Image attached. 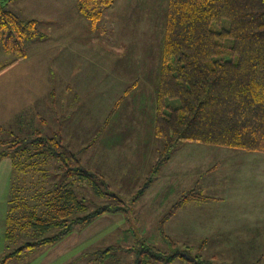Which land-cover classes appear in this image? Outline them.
Returning <instances> with one entry per match:
<instances>
[{"label":"trees","instance_id":"16d2710c","mask_svg":"<svg viewBox=\"0 0 264 264\" xmlns=\"http://www.w3.org/2000/svg\"><path fill=\"white\" fill-rule=\"evenodd\" d=\"M10 1L0 0V51L12 54L13 63L26 56V41L41 32L36 19L8 9ZM76 2L93 23L115 0ZM225 51L227 57H221ZM155 104L154 133L163 145L145 187L183 141L264 152V0H167ZM32 134L9 131L0 137V157L9 156L15 170L0 264L52 244L106 212L125 209L116 194L106 204L89 207L79 190L81 181L102 196L109 192L100 189V174L85 169L59 136ZM50 160L62 171L48 172ZM192 197L204 195L197 188L186 191L159 221L161 236L171 244L164 222ZM189 249L185 245L182 251L163 252L147 244L135 251L133 264H168L178 257H186L188 264H213L189 258Z\"/></svg>","mask_w":264,"mask_h":264},{"label":"rangeland","instance_id":"374dc122","mask_svg":"<svg viewBox=\"0 0 264 264\" xmlns=\"http://www.w3.org/2000/svg\"><path fill=\"white\" fill-rule=\"evenodd\" d=\"M44 1L49 2L50 0ZM166 5L167 0H115L111 6L105 9L103 16L97 20V22H90L93 24V30L90 29V26L86 25L85 28L82 27V29L84 28L83 35L77 36L78 39L89 40L91 39L90 34L96 36V34L99 33L101 36L100 39L105 38L107 40L103 39V42L107 44H104L102 40L99 44L106 52V56H109L110 61H112L113 58L114 60L116 59L114 73L108 72L107 74H102V70H100V72L97 71L94 62L90 63V73L81 74V69L76 70L75 73L71 75V77H74L73 81H75V83L72 84V89L77 99L74 109L63 111L64 107L61 104L59 108L55 109L57 113L63 111V113L67 115L70 114V118L63 124L67 126L66 130L71 133L70 135L68 134L70 139L66 137L64 139L69 144H72V141L74 142L75 149L78 150L76 152L77 154H80L81 151L85 152L87 149V153H81V156L88 159L87 161L89 164H85V167L87 165L88 168H91V172L93 173L100 169L98 162V156L101 153L99 137L101 129L106 128H103V121L106 116H108V118L110 116V119H113L114 125L112 127L111 121L109 128L107 127L105 129L106 131L103 132L105 135H113L115 137L117 135L124 136L126 134L130 136L136 135L138 138H142V141L143 138L144 140H149L150 145L155 146L152 164L157 160V150L160 148L163 140L154 135V105H152L150 98L146 100L143 98L149 92V94L155 95V86L159 79ZM5 6L13 10L23 19L44 17L37 12V9L43 7L38 4V0H13L12 2H8ZM37 22L43 26L39 19ZM43 28L56 37V32H54L53 29L51 30L50 26L46 24ZM112 42H115L114 46ZM130 54H133V62H126V58L123 57L129 56ZM10 56L13 57L12 54ZM221 57H227V52L225 51ZM68 60L70 61L71 71L73 65L78 64L79 61L77 59L74 61L71 57L68 58ZM86 67L88 68V64ZM128 71L133 72L131 79L127 78ZM134 76L138 78L137 82H135L137 86L134 95H127L125 92L131 86H126V83L135 81L136 78H134ZM66 81L70 83V78ZM65 85H67V83ZM64 86H60V89L62 90ZM120 99H122L121 104H118ZM116 102L118 104H116L117 109H115V113L112 116L114 110L112 108ZM61 115L62 114H59L58 118H60ZM45 119L47 123L43 124L44 127L41 128V134H52L55 129L53 126V113L48 117L45 116ZM136 119L138 121L137 123L135 122ZM58 122L57 120V123ZM75 122L78 123L76 128H73L72 125ZM88 123L93 127L88 126ZM98 127L99 130L97 129ZM89 128H91V135H88ZM22 129H25L23 134H26L28 137L35 135L29 133L32 126H26ZM92 133H94L93 136ZM85 135H88V139L91 137V140L96 143H84ZM4 136H6V134ZM78 140L82 143L78 144ZM188 142H193V144L198 143L199 145L203 144L204 147L192 148L183 152L180 148H182L183 145H187ZM144 145L145 143H139L137 147L141 148V150L135 152L129 159V161L132 160L133 167L128 173L121 176H116L113 173L108 174V187L98 182L101 186L100 189L107 191L109 188H116V185L120 183V179H128L132 182L131 188L134 187L136 189L133 193L122 190L118 191V195H126L124 197L122 196L125 209L122 211L120 210V215H123L130 223L121 226L123 230L128 227L123 233V238H121L120 235L121 231L118 230L115 234L117 235L116 238L119 237V242L122 240L124 242V245L120 246L122 251H125L122 252L123 256L104 259V255L101 252L104 251L106 246H103L105 241L102 242L100 238L102 236L101 233L104 234L106 228L99 227L100 219L97 217L83 227L75 228L72 231L76 234V242L78 241V237L82 236V232H91V236L97 235L96 237L90 238L92 239L91 242L93 246L90 248V251H87V253L85 252L86 255L78 256L79 253L83 251L82 248L87 244L84 246L78 244L70 250H65L73 241V238L69 237L70 239H60L52 246L43 245L33 251L21 254L19 256L21 259L17 261L18 264H45L48 259H52V262L57 264H66L68 262H71V264H133L136 260V252L134 251L144 248V245L147 244H152L163 252L182 251L186 245L190 248L187 251L189 258L198 257L203 260H210L213 264H261L262 260H264V255L258 253H261L259 251L264 248L258 244L255 245V247L246 245L240 247L239 250L246 253L245 255L235 253L223 254L221 252L227 250L215 244L214 239L211 238V231L209 230L208 233L205 232L199 221L192 226L190 222L186 223L185 221L172 225V232H168V234L173 237L171 240L174 244H171L161 236L159 221L178 200H173L175 195L177 193L181 195L185 191L184 189H187V186L181 184L183 183L181 179L187 176L188 182H195L193 178L196 176V179L198 178L201 181L204 178V182L206 180L207 186H212V182L213 185L219 183V185L223 187L222 190L227 189L232 191L231 197L233 198L264 200V196L260 194V188L262 187V189H264V155H258L259 157L257 158H250L248 155L252 154L253 151L249 152L237 149L239 151L236 152H242L241 154L246 156L235 154L230 156L232 152H234L231 151L234 148L207 144L208 146L215 147L212 148L208 147L205 143L194 141L180 142L177 144L176 149L173 150L168 160L169 162L167 161L168 163H165L166 165L164 164L165 166L163 165L159 169L156 175L157 179L154 181L155 187L152 188L153 190L151 189L140 196L137 201L135 200L133 202V196L137 194V191H139L142 185L145 186L147 177V174L142 173L144 171L142 161L139 162V160H142L141 154L144 158L146 157V154L142 152ZM79 147L81 149H79ZM88 147H91V149ZM148 157L150 161L152 154H149ZM196 162L198 165L203 162L201 167L204 168L205 175L202 179L199 176L201 170L198 169L196 171L197 168L191 166V164H195ZM55 163L56 161L54 162L53 160L47 163L46 167L48 172L57 174L62 171V169L57 168ZM93 165L95 167H93ZM212 165L216 168L213 169L212 167L211 169L213 170H206V168ZM260 167L262 168V172L259 174ZM148 170H150V168L147 167L146 173L149 172ZM112 171H114V169ZM57 178L58 177H55L54 180ZM94 179L96 181L99 180L96 178ZM81 182L84 184L79 190L81 195L85 197L89 207H98L111 201L112 193H110V191H107L109 193L106 194L103 192L102 196H99L97 190L88 181ZM214 189L208 191L209 195H212ZM240 190H243L244 193L241 196H237L238 193L236 192ZM182 212H185V210ZM211 213L212 207L202 208L198 215L202 217L198 218H201L203 222L211 221ZM175 227L179 228L178 232H173ZM253 231L264 233L260 229H255ZM128 232H130L131 235H127ZM196 233L202 236H210H208V240H200V238H193ZM113 240L114 239H109L107 244L113 243ZM115 246L119 245L116 244ZM227 257H231L232 260ZM178 258H175L168 264H188V259L186 257ZM149 264L162 263L150 261Z\"/></svg>","mask_w":264,"mask_h":264},{"label":"crops","instance_id":"0c3cea01","mask_svg":"<svg viewBox=\"0 0 264 264\" xmlns=\"http://www.w3.org/2000/svg\"><path fill=\"white\" fill-rule=\"evenodd\" d=\"M12 1L13 0H11L10 2ZM38 4L42 5L43 7L37 9V12L44 17L30 19H36V21L39 19L42 22L43 26H45L46 24L50 26L51 30L53 29L54 32H56V37L45 31L43 26H41L37 22V26H39L38 28L41 32V36L26 41L27 54L25 57L11 63L13 60V57L10 56L11 54L0 51V137L4 136L9 131L21 136H26V134H23L25 129H22L26 126H32V129H30L31 131L29 133L41 131V128L44 127L43 124L47 123L45 116L48 117L53 113V126L55 129L52 134L48 135L59 136L63 145L66 146L69 151L76 153L78 150L75 149L74 142L71 140L72 144H69L64 139L65 137L70 139L68 137V134L70 135L71 133L66 130L67 126L63 125L64 122L68 118H70V114L67 115L63 113V111H70L71 109H74V106L77 102L75 92L72 89V84H74L75 81H73L74 77H71V75H73L76 70L80 69L82 71L81 74L90 73L91 62H94V64H96L97 71L100 72V70H102V74H107L108 72L114 73V65L116 59L114 60L113 58L112 61H110L109 56H106V52L99 45L101 43V40L103 42V39H106H100L101 36L99 33L96 34V36L90 34L91 39L89 40L77 38V36L83 35V29L86 27V25L90 26V29H92L93 24H91L90 21L85 18V16L80 12L76 0H50L49 2L38 0ZM82 27L84 28L82 29ZM104 44L107 43L105 42ZM112 45L114 46L115 42H112ZM70 57L74 61L76 59L79 61L78 64L73 65L71 71L70 61L68 60V58ZM123 58H126V62H133V54L124 56ZM87 64L88 68L86 67ZM132 73L133 72L128 71V79L132 78ZM68 78H70V83L66 81ZM134 78H136V76H134ZM137 80L138 78H136L135 81H129L128 83H126V86L130 85L131 87L128 88L125 94L127 93V95H134V91L137 86L135 82H137ZM66 83L67 85H65ZM60 86H64L62 90L60 89ZM149 93L146 94L143 99L146 100L150 98V100L152 101V105H154L155 108L156 86L155 95L153 96ZM121 101L122 99L118 101V104H121ZM60 104L63 105L64 110L57 113L55 109L59 108ZM116 104L117 102L113 105L112 109L114 110L112 116L115 113V109H117L118 104ZM59 114H62L60 118H58ZM57 120L59 121L58 123ZM111 121L113 127V119H110V116L109 118L108 116H106L103 121V128H109V124ZM135 122H138L137 119ZM77 123L78 122H75L72 127L76 128ZM87 125L93 127L90 123H88ZM99 127L97 128L98 130ZM105 129H101L99 137V141L101 144V153L98 156L100 169L99 171L95 172L100 174L103 183L107 186L109 178L108 174L113 173L116 176H121L125 175L131 170V168L133 167V162L132 160L129 161V159L135 152L141 150V148L137 147L139 143H145L142 148V152L143 154H146V157L144 158L141 154L142 160H139V162L142 161L143 164L144 171L142 173L148 174V172L146 173V168H151L154 164H152V162L154 160L155 146L150 145L149 140H144L143 138L142 141V138H138V136L136 135L130 136L126 134L124 136L117 135L116 137L113 135H105L103 133L104 131H106ZM88 131V135H91V128H89ZM93 134L94 133H92V136ZM88 135H85L84 143L86 142L87 144H91L94 141L91 140V137L89 138V141V139L87 138ZM77 143L79 144L82 142L78 140ZM95 143L96 142H94V144ZM162 145L163 143L161 144L160 148L162 147ZM200 147H204V145L188 142L187 145H183L180 149L185 152L186 150ZM208 147L215 148L210 145ZM79 149L81 148L79 147ZM89 149H91V147ZM159 149L157 150V154ZM239 150H231L234 152H232L230 156H232L233 154L246 156L244 154H241L242 152H236ZM81 153H87V149L85 150V152L81 151ZM81 153H78L81 165L85 169L91 171V168H88L87 166L89 164L87 161L88 159L83 158V156H81ZM262 153L264 152L253 151L252 154H249L248 156H250V158H257L259 157L258 155H264ZM149 154H152V158L150 159V161L148 157ZM85 164H87L86 167ZM202 165L203 162L200 165H198L197 162L195 164H191V166L197 168L196 171L198 169L201 170L199 173L201 179L205 175L204 168L201 167ZM93 167L95 166L93 165ZM212 167L213 169L216 168H214V165H212L211 167L206 168V170H213L211 169ZM113 169L114 171H112ZM261 172L262 168L260 167L259 174ZM14 173L15 170L11 158L9 156L0 157V255L3 254L6 250L3 235L6 227L8 198L10 194L11 184L13 182ZM155 179H157V176H155L154 180L147 187L143 185L140 187L139 191H137V194L133 196V202L135 200L137 201L140 196L144 195L146 192L155 187ZM193 179L195 180V182H188V176L181 179V181L183 182L181 184H183V186H187V189H184L185 191L183 193H185L187 190L197 188L204 195V197H192L188 200H185L181 204V206L174 212V214L166 219L163 225V232L168 236V238H173L168 234V232H172V225L178 222L181 223L185 221L186 223L190 222L192 226L194 223L199 221L202 224L205 232L208 233L209 230L211 231V238L214 239L215 244L227 250L221 252L223 254L235 253L245 255L246 253L239 250L240 247H244L245 245L249 247H255V245L258 244L262 248H264V233L253 231L255 229H260L262 232H264V200L233 198L231 197L232 191H229L227 189L222 190L223 187L219 185V183L213 185L212 182V186H207L206 180L204 182V178L202 181L198 178L196 179V176ZM131 185V180L120 179V183L116 185V188H109L107 191H110V193L112 194L116 193L117 195L119 194V190L133 193L134 191H136V189L134 187L131 188ZM210 189H214L212 195H209L208 193ZM236 193H238L237 196H241L244 191L240 190ZM260 194L264 196V189H262V187L260 188ZM181 195L177 193L173 200L178 199ZM118 196L122 198L123 195ZM205 207H212L211 221L203 222L201 218H198L202 217L198 215L200 214V210ZM183 210H185V212H182ZM98 217L100 219L99 227L106 228L105 233H101L102 236L100 238L102 242L105 241L103 243V246H106L104 250L110 247L112 248L109 253L105 254L104 259L112 257L118 258L120 256H123L122 252L125 251H122L120 246L124 245V242L123 240L120 241L122 243L121 244L118 241L119 237L116 238L117 235L115 234L119 230L121 231V238H123V233L128 229V227L127 229L125 228L123 230L121 226L123 224L130 223L127 219L124 218L123 215H120V211L106 212ZM178 231V227H175L173 229V232ZM73 233L74 232L71 231L67 235L60 238L63 240L73 238V241L71 242L72 244L65 250H70L72 247H75L78 244H82L83 246L87 244L89 246L86 245L84 248H82L83 251L79 253L78 256L86 255L87 251H90V248L93 246L91 242L92 239L90 238L96 237L97 235L91 236V232H82V236L78 237V241L76 242V234ZM127 235H131L130 232H128ZM208 236L210 235L202 236L201 234L196 233L194 234L193 238L208 240ZM109 239H114L113 243L107 244ZM59 240H57L56 242H58ZM56 242L47 244V246H52ZM116 244H118L119 246H115ZM259 252L261 253L258 254L264 255V249ZM227 258L232 260L231 257ZM20 259L21 258H13L10 260L9 264H18L17 261H19ZM45 264L57 263L52 262V259H48ZM66 264H71V262H68ZM261 264H264V260H262Z\"/></svg>","mask_w":264,"mask_h":264}]
</instances>
